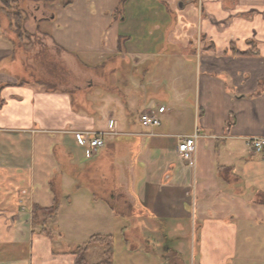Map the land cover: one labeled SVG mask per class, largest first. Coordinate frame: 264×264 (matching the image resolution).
Here are the masks:
<instances>
[{"label":"crops","instance_id":"1","mask_svg":"<svg viewBox=\"0 0 264 264\" xmlns=\"http://www.w3.org/2000/svg\"><path fill=\"white\" fill-rule=\"evenodd\" d=\"M178 1L34 5L30 37L87 71L90 88L73 91L19 85L28 80L0 9V264H74L58 212L47 233L32 219L34 205L53 204L45 178H62L57 152L75 186L70 221L74 207L113 210L111 197L125 196L133 220L159 223L166 242H193L198 264L264 244V156L247 145L264 136V0H180L182 13ZM146 112L160 125L143 127ZM84 132L104 141L92 158L73 136ZM195 134L186 164L177 145Z\"/></svg>","mask_w":264,"mask_h":264},{"label":"rangeland","instance_id":"2","mask_svg":"<svg viewBox=\"0 0 264 264\" xmlns=\"http://www.w3.org/2000/svg\"><path fill=\"white\" fill-rule=\"evenodd\" d=\"M61 1L23 0L19 3V9L17 8L20 12H25L23 17L25 20L23 19L22 23L23 28L25 29L26 25H28L26 24V19L28 21V16L32 12L34 5L42 4L46 10L54 12ZM181 5L182 3L179 0L176 4L178 13H182L184 9L188 10V7L182 8ZM18 10H13V12H17ZM176 17L178 21L180 18L177 15ZM169 29H174V27ZM12 31L16 38L14 51L20 60L18 64L21 65L19 69L25 74L29 82H40L46 87H54L56 90L66 89L73 91L78 87L81 90L90 88V82L86 76L87 71L79 66V64L75 66L72 61L64 60V55L49 45L45 39L33 36L32 38L30 37V40H28L30 42L27 44L25 38L18 39L13 28ZM27 34L29 33L27 32ZM101 72L94 70L93 75L100 76ZM114 79H117V73ZM45 86L42 88L45 89ZM113 87H115V84ZM57 155L59 156L57 157L58 168L62 178L45 179L48 182L49 188L51 186L55 193L58 189L61 192V197L58 198L59 210L56 224L58 228L62 224L63 228L61 229L60 226V229L67 237L65 244L68 245L69 249L76 252L79 246H86L89 238L93 235H111L113 239V264H198V248L193 242L190 244H187L185 240L166 242L159 223L149 222L142 215L135 217L141 218L139 222L144 225L139 224L138 220H133L132 207L125 196L124 198H117L115 195L111 197L110 203L115 208L113 210L116 213L118 211L120 216H117L113 210H109L103 206V208L101 207L102 209L97 207L95 210L85 209V206H83L82 208L74 207L73 211L76 218L74 221H70L69 217L65 215H70L72 207H67L66 203L73 198L75 186L68 188V161L66 158H63L61 153L57 152ZM90 157L92 158L93 156L91 155ZM102 163L106 164V159ZM92 179L95 180L96 178ZM59 182L62 184L61 190ZM77 185L83 188L82 191L85 188L91 189L85 184ZM98 195L102 198L100 194ZM81 200V198L75 199L78 202H82ZM99 202L101 203L100 199ZM55 218L56 213L53 212L40 213L37 220H34L32 216L35 224L39 225L42 222L45 224L43 228L46 232L52 230L51 226ZM186 232L185 230L180 235H185ZM175 250L176 252L179 251L180 254H176ZM102 251L103 248L100 247H89L85 256L87 262L89 264L99 262L102 259ZM237 252L236 259L229 264H264L263 243L257 242L246 245L242 242Z\"/></svg>","mask_w":264,"mask_h":264},{"label":"trees","instance_id":"3","mask_svg":"<svg viewBox=\"0 0 264 264\" xmlns=\"http://www.w3.org/2000/svg\"><path fill=\"white\" fill-rule=\"evenodd\" d=\"M23 0H0V9L3 12L4 16L9 20L11 23L12 28L14 29L15 33L17 34V38H25L27 40V44H29L30 41V35L27 34L25 29L22 26L23 21L25 20L23 17L25 15V12H20L19 9V3H21ZM71 4V0H62L61 5L63 7H67L68 5ZM16 7V8H14ZM18 8V9H17ZM13 10H18L17 12H13ZM24 19V20H23ZM25 35V36H23ZM27 46V45H25ZM38 85L39 87H44L45 85L41 84L40 82L37 83H32L29 81L22 80L19 85ZM46 87V86H45ZM54 87H46L45 90H53ZM50 191L53 194V204L52 206L48 208H42L40 206L34 205L33 210H32V216L34 220H37L39 217L40 213H45V212H53L56 213L58 212V198L57 194L51 188L50 186ZM44 227V226H42ZM40 233H47L44 228L40 231ZM89 247H100L103 248L102 251V259L99 262L93 263V264H113V239L111 235H93L89 238L87 245L79 246L77 248V251L73 253L75 256V262L74 264H89L86 259V255L88 252Z\"/></svg>","mask_w":264,"mask_h":264},{"label":"built area","instance_id":"4","mask_svg":"<svg viewBox=\"0 0 264 264\" xmlns=\"http://www.w3.org/2000/svg\"><path fill=\"white\" fill-rule=\"evenodd\" d=\"M162 111H159V113ZM140 124L143 127H157L160 125L158 117L153 112H146L140 116ZM75 141L87 150L89 156L95 154L99 149L104 147V141L101 135L90 132L74 133ZM197 135L180 138L177 145V152L186 164L193 162L195 154ZM247 145L251 152L256 155L264 156V136L250 138Z\"/></svg>","mask_w":264,"mask_h":264},{"label":"water","instance_id":"5","mask_svg":"<svg viewBox=\"0 0 264 264\" xmlns=\"http://www.w3.org/2000/svg\"><path fill=\"white\" fill-rule=\"evenodd\" d=\"M42 1H51V0H42Z\"/></svg>","mask_w":264,"mask_h":264}]
</instances>
